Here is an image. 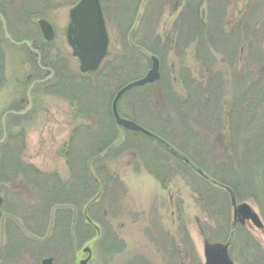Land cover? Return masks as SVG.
I'll list each match as a JSON object with an SVG mask.
<instances>
[{
    "label": "rangeland",
    "instance_id": "obj_1",
    "mask_svg": "<svg viewBox=\"0 0 264 264\" xmlns=\"http://www.w3.org/2000/svg\"><path fill=\"white\" fill-rule=\"evenodd\" d=\"M78 1L0 0L8 33L36 48L10 44L0 26V139L4 122L14 137L0 146L1 213L10 218L0 264L50 257L53 264H80L88 256L87 264H204L205 240L228 243L235 264H264L258 195L264 145L253 144L264 128V0H101L109 51L104 74L91 76L79 72L66 41ZM39 19L52 25L53 40L43 39ZM195 21L206 27L194 30ZM206 47L212 55H202ZM37 52L53 74L28 96L33 80L49 76L38 69ZM151 56L159 61V79L125 93L119 115L159 136L201 177L187 163L176 165L161 144L119 127L109 113L118 89L151 68ZM57 71L100 84L85 96L82 114L65 93H55ZM211 79L218 85H208ZM99 125L105 137L113 133L111 143L87 152V136L77 128L92 132ZM53 174L68 186H46L43 179ZM213 183L232 189L262 226L250 217L237 220L229 194Z\"/></svg>",
    "mask_w": 264,
    "mask_h": 264
},
{
    "label": "water",
    "instance_id": "obj_2",
    "mask_svg": "<svg viewBox=\"0 0 264 264\" xmlns=\"http://www.w3.org/2000/svg\"><path fill=\"white\" fill-rule=\"evenodd\" d=\"M37 23L43 39L45 41H51L53 39V30L50 23L45 19H39ZM3 30L5 37L10 39L5 28H3ZM66 41L71 48L73 55L78 59L80 73H92L99 68L103 59L107 55L109 44L100 0H79V2L70 10L69 24L66 28ZM16 44H25L27 47H30V43L27 41H22ZM151 62V68L147 73L142 78L131 81L121 87L116 92L111 104L112 115L118 126L129 131L142 133L146 136H151L152 134L132 120L121 117L118 113L117 104L127 91L135 87L154 83L159 79V61L155 56H152ZM38 82L41 81H33L30 85V89ZM10 113L15 114L14 112ZM7 114H9V112H7L5 116ZM4 138L5 132L0 143L3 142ZM227 192L231 204L234 207V215H238L241 222L244 218L250 217L257 227H261L262 224L259 221L258 216L252 213L251 209L246 204H237L235 195L231 189L228 188ZM1 204L2 199L0 197V206ZM84 251H89V249L85 248ZM203 255L204 264H235L229 260L227 243H210L205 240ZM89 258V256L86 257L80 261V264H87ZM50 261L51 259H44L42 264H50Z\"/></svg>",
    "mask_w": 264,
    "mask_h": 264
},
{
    "label": "trees",
    "instance_id": "obj_3",
    "mask_svg": "<svg viewBox=\"0 0 264 264\" xmlns=\"http://www.w3.org/2000/svg\"><path fill=\"white\" fill-rule=\"evenodd\" d=\"M32 47L35 48V45L32 44ZM41 61H42V63H44L43 60H42V58H41ZM111 67L113 68L114 66H111ZM96 73H98V74L99 73L100 74L103 73L102 70H101V66L93 74H96ZM106 75L107 74H105L104 77ZM90 76H91V74H90ZM86 78H88V77H85L84 75H81L79 73H76V74L75 73H70L68 71L66 73L64 71H62V72H58L57 71V75L55 76L56 81H55V85L54 86H57L58 87V91L57 92L54 91V92L55 93H62V92L65 93L64 97H67V99H71L73 102H75L77 104V106H78L77 111H78L79 114L80 113L82 114V112H83L82 109H81V106L86 101L85 96L86 95L87 96L89 95L88 94L89 91H93V90H96L97 88H99L97 86L100 85L98 82H92L91 83V82L87 81ZM87 82H89V83H87ZM101 82L104 83L105 85H107L106 82H108V80L106 82L105 81H101ZM49 83H51V81H47L45 84H49ZM105 85L102 84L103 87H105ZM95 111L98 112L97 110H95ZM109 113L111 115V111ZM111 117H112V115H111ZM77 129H81V131H79V132L81 134H84V136H87V139L83 143V147L85 148L84 150L87 151V152L95 153V150L101 151L104 147L109 146V144L111 143V136H112L113 133H109L108 136L105 137L104 136L105 134H102L103 133V129L100 128V125L97 126V130H94L92 128L93 129L92 132L89 129V127H87V126H85V127L81 126V127L77 128ZM259 132H261L260 133L261 136L258 137V135L256 134L255 136H256L257 139L253 138V144H256L257 143V144H263L264 145V128H262ZM100 134H101V136H100ZM133 134L138 135L140 137H143L144 139H147L149 141L159 143L163 147L167 148L170 151V153H172L175 156V164L176 165H179V164H181V162L182 163L184 162V163L189 164L191 167H193L192 164L188 161V159L186 157L180 155L177 151H175V150H173V149L165 146L164 144H162L163 143V140L161 138H159V136H157L156 134L152 133L151 138H149V137H147V136H145L143 134L136 133V132L133 133ZM251 141H252V139H251ZM259 149L260 148L258 147V150ZM68 154H69V152H68ZM88 155H89V153H88ZM91 156H92V154H90V157L87 156L88 157V163H87L88 166H89V164H91V162H93V157H91ZM245 161H246V158L244 157V159L241 162H239L238 166H242L243 167V164L245 165ZM3 164H4V159L2 157H0V166H3ZM179 166H181V165H179ZM193 168H195V167H193ZM58 179L59 178L55 174H53V175H51V177L50 176H45V178L43 180L46 181V186L53 185L56 182H59V187H61L62 190L65 189L68 186L66 184L67 182H60V180H58ZM33 182L36 185H39V180L35 181L33 179ZM214 184H216V185H218L220 187H225V185L222 184V183H214ZM253 192H255L257 194V191L256 190H253ZM258 195L259 196L262 195V198H264V190L263 189L260 190V193L258 192ZM255 196H257V195H255ZM235 197H237V195H235ZM91 204H93V206H94V202H92V203H89V206L88 207H90ZM90 226H92V225H90ZM84 232H87L88 233V231H84ZM202 233L204 234V236H206L205 235L206 234V231H204ZM108 239L114 241V237L112 235L108 236ZM196 264H198V262H196Z\"/></svg>",
    "mask_w": 264,
    "mask_h": 264
},
{
    "label": "flooded vegetation",
    "instance_id": "obj_4",
    "mask_svg": "<svg viewBox=\"0 0 264 264\" xmlns=\"http://www.w3.org/2000/svg\"><path fill=\"white\" fill-rule=\"evenodd\" d=\"M227 0H225L224 1V4H225V2H226ZM179 1H177V3H175L174 4V7H178V3ZM226 6H224V8H225ZM224 10V9H223ZM225 12V11H224ZM51 25V24H50ZM190 25H195V28H194V30L196 29H198V28H200V26H201V28L202 27H206V23H204V22H191L190 23ZM0 26H1V28L3 29V28H5V30L7 31V25H6V20H5V18H4V15H3V11H2V8H0ZM51 27H52V25H51ZM52 30H53V27H52ZM202 30H203V28H202ZM7 33H8V31H7ZM9 34V33H8ZM9 36H10V39L9 38H6L5 37V39L10 43V44H13V45H17V46H21V45H18V44H16V43H18V42H21V41H16L15 39H13L12 38V36L9 34ZM31 46H32V43H31ZM31 51H32V49H30ZM36 51V50H35ZM33 53H34V51H32ZM202 55L203 56H210V55H212V53L210 52L209 53V49H207V47H206V49H205V53H202ZM38 56H39V62H40V59H41V54H40V52H38ZM38 69H40L43 73H45V74H49V76L47 77H45L44 79H42V80H49L50 79V77H52V72H51V70H49L47 67H45L44 65H42L41 64V62H40V65H38ZM29 79H31V76H30V78ZM213 79H211V80H209V82H208V85H210V83L213 85V87L215 86V85H218V80L219 79H216L215 81H212ZM212 81V82H211ZM206 90L208 91V93L210 92V93H213L212 91H210V86H208V87H206ZM202 91V90H201ZM189 101V99H186V102H188ZM206 101H207V99H206ZM5 121V120H4ZM1 131H2V137H3V133L5 132V134H6V137H5V139H7V137H11V138H14V137H12V135L9 133V129H8V127H6V125H5V122H4V126H3V124H2V129H1ZM6 170V169H5ZM8 170V169H7ZM2 177H4V179H5V181L6 180H10L11 179V177H10V173L8 174L6 171H5V173H4V176H2ZM8 180V181H9ZM9 183V182H8ZM2 198V197H1ZM3 203H4V201H3V198H2V205L0 206V237H1V235L3 234V235H5V233L7 232V228H8V223H9V216H7L6 214H2L1 213V210H2V208H3ZM237 220H240V218L237 216ZM241 221V220H240ZM87 235H85V237H86ZM84 237V236H83ZM2 241V240H1ZM0 241V243L2 244V242ZM4 242V241H3ZM1 246H4V244L3 245H0V259H2V257L4 256V254H2L1 252H2V250H3V248L1 247ZM83 252H85L84 251V248H83ZM90 253V251H86L85 253ZM4 258H6V255L4 256ZM49 259H51V261H50V264H53V258L52 257H50ZM81 261V260H80ZM1 262V261H0ZM88 263V262H87ZM40 264H42V261L40 262Z\"/></svg>",
    "mask_w": 264,
    "mask_h": 264
}]
</instances>
